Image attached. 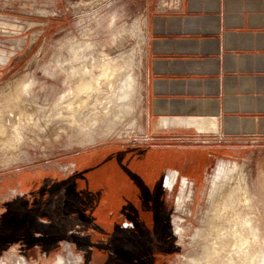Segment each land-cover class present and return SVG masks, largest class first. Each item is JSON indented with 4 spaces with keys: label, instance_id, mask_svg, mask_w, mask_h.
I'll return each mask as SVG.
<instances>
[{
    "label": "rangeland",
    "instance_id": "obj_1",
    "mask_svg": "<svg viewBox=\"0 0 264 264\" xmlns=\"http://www.w3.org/2000/svg\"><path fill=\"white\" fill-rule=\"evenodd\" d=\"M149 11V0H0V108L5 110L4 120L9 127L22 128L25 123L19 112L26 110L29 118H38L43 126L40 131H25L19 149L7 152L5 142L0 141V264H184L187 255H204V245L216 241L217 234L232 237L238 229L249 236L248 242L233 240L216 254L210 249V263L237 264L249 250L253 252L251 243L258 245L261 257L250 264H259L264 256V139L204 144L217 139L151 131L155 118L144 80ZM106 62L110 66L125 64L121 80L129 68L139 78L128 98L136 107L134 117L139 124L130 123L111 134L106 127L99 128L92 143H77V129L64 121L48 125L49 114L54 117L56 103L70 93L74 68L84 63L94 66L98 74L99 65ZM104 82L102 79L103 101L117 88ZM18 88L23 95L15 102ZM116 102L121 103L120 98ZM7 105L14 106L12 112L6 110ZM128 118L135 121L131 115ZM117 146V150H128L121 153L123 158L138 146L165 152L172 162V169L164 170L163 184L157 187L159 196L152 194L160 201L154 202L157 207L150 213L153 223L148 227H126V216L119 220L118 215H110L111 210H128L129 202L122 201V193H134L120 170L110 168L109 173L95 162ZM199 146L206 149H193ZM221 146L229 148L221 150ZM154 160H160L156 153L132 157L138 172L150 173L148 179L157 169L143 162ZM222 161L243 167L246 200L242 192H234L225 204L238 217L217 225L215 216L229 214L221 208L215 210L210 198V181ZM171 173L176 184L170 190L166 180L171 182ZM139 181L137 189L142 187L143 177ZM69 188L79 192L69 194ZM112 218L119 220L115 232L105 235L98 226L93 231L92 221L106 224ZM212 227L216 233L193 244L198 229Z\"/></svg>",
    "mask_w": 264,
    "mask_h": 264
},
{
    "label": "crops",
    "instance_id": "obj_2",
    "mask_svg": "<svg viewBox=\"0 0 264 264\" xmlns=\"http://www.w3.org/2000/svg\"><path fill=\"white\" fill-rule=\"evenodd\" d=\"M149 9L144 80L155 118L151 131L217 139L204 144H246L264 139V0H149ZM161 107L167 110L164 116ZM162 117L167 120L164 124ZM207 125L213 126L211 131ZM119 147L95 161L108 172L110 168L120 170L134 188L132 194L122 193V201L129 202L128 210H111L110 215H118L119 220L126 216V227H148L153 223L150 213L154 202L160 201L152 194L159 196L157 187L163 184L164 170H171L172 162L165 152L140 150L138 146L131 153L129 150L125 159L121 153L128 150H117ZM203 147L193 149L205 150ZM225 148L229 147L220 149ZM140 153H156L160 159L143 162L157 169L148 181L132 162ZM139 177L143 182L137 189ZM68 191L72 195L76 192L74 188ZM119 220L112 218L106 224L92 221L93 231L98 226L105 235L112 234Z\"/></svg>",
    "mask_w": 264,
    "mask_h": 264
},
{
    "label": "bare ground",
    "instance_id": "obj_3",
    "mask_svg": "<svg viewBox=\"0 0 264 264\" xmlns=\"http://www.w3.org/2000/svg\"><path fill=\"white\" fill-rule=\"evenodd\" d=\"M94 64L95 63H93L92 65ZM83 65L81 67H79L80 66L79 65L77 67L78 69H75V68L73 69L75 75H73L74 76L73 82L71 81L70 93L62 101L56 103L55 114H52L54 115V117L50 116L49 114V117H48L49 119H48L47 124L49 125L50 123H53L54 121H56V124H59L60 121H64L65 125L70 126L71 128L77 129V134H75V137H78L77 143H86V144L88 142L92 143L95 140V134L98 132L99 128H102L104 130V127H106L107 132L111 134V133L116 132L118 129H120L119 131L121 132L123 129H126V125H129L130 123L131 125H134V126L138 125L139 124L138 118L134 117V111L136 107H134L132 102L128 100V98L131 97V92L139 84V80H138L139 78L137 79V76L135 75L133 69L129 68V70L125 72L126 74H124L125 77L123 78V80H121V75H122L123 70L125 69V64L120 63V64H115L113 66H110L111 64L109 65L107 64V62L100 64L99 67L101 68V70L98 74L94 73V69H93L94 66H89L87 64L85 66ZM102 79L106 80V82L109 83L111 86H113V88L117 86L115 90L113 89L112 95L108 96L107 98L105 97L104 101H103V98L101 97V94L104 90ZM120 81L122 82V84H120ZM106 82H104V84H106ZM109 84L108 86L107 85L106 86L109 87ZM18 91L19 92L17 91L16 92L19 93V95L15 98L12 97L14 101L18 99L20 101V98H21L20 95H23V90L21 88H18ZM118 98H120L121 103L116 104L117 103L116 99L118 100ZM19 105H21V102ZM19 107L20 106H18L17 108ZM12 108L11 106H8L6 110L9 109L11 111ZM26 108H29V107L26 106L25 109ZM161 109H162L160 111L162 113L161 115L164 116L163 114H165L167 110H165L162 107ZM4 112L5 110L0 108V141L5 142V144L3 145H5L7 152L12 149L18 148V146H20L23 143V141H25V138L27 136L26 133L29 130L31 131L43 130V126L40 123V120L38 118H32V119L29 118L28 111L26 112V110L25 111L21 110L19 112L22 115V118H23L22 121H24L25 123L24 126H22V128L21 127L17 128V126L15 125H12L11 127H9L6 125V122L4 120L5 119ZM130 115L135 119L134 122L130 121V119L128 118ZM160 121L162 124H164L167 120L162 117ZM212 127L213 126L208 127L207 125V129H208L207 131L209 130L211 131ZM199 128L200 129L203 128L201 127V124H199ZM25 131L27 132L25 133ZM72 143L74 142H71V144ZM243 174H244L243 167H241V165L238 164L237 162L226 163L222 161L221 163L218 164L217 168L215 169L213 178L210 181L212 184L210 198L212 202L216 204L215 210H217L218 208H221L222 210H227V212L229 213V214L219 215V217L215 216L213 218V222L216 223L217 225L221 224V220L226 222L234 218L236 219L238 217L237 212H234V211L230 212L228 210V207L225 204V202L234 195V192H242V195L244 197L243 199L246 200L244 196L246 192V186L243 184V180H244ZM172 175H173L172 173L169 175L171 176L169 177L171 181L173 177ZM184 191L185 189L182 190L183 200L185 201L187 200V197L184 194ZM180 206L181 204L179 205V208H181ZM214 232L215 230L213 229V227L205 229V230L198 229L195 235V242L193 244L197 243L203 238L207 239V237ZM224 232H225V229L222 227L221 233H224ZM223 237L224 238H222V235L217 234L216 239H215L216 241H214L212 244L204 245L203 249L205 253L204 255L202 254L204 257L203 262L201 260L203 258L202 255L199 256L198 253H193L190 256L188 255L185 256L184 264H212L210 263V260H211L210 254H208L210 249H213L214 253L216 254L222 248L225 249L226 247H228V245H230V242L233 240H235L236 243H238L241 240H243L244 243H246L248 242V238H249V236L244 235L240 229H238V231L232 237L230 235H226V236L223 235ZM256 246L258 245L255 243H251L250 247L254 249L253 252H249L251 251L249 250L248 253L245 254L240 260V262L237 264H250L251 261L257 260V258L259 257V254H258L259 251L257 250L258 247L256 248ZM259 264H264V256L261 258Z\"/></svg>",
    "mask_w": 264,
    "mask_h": 264
},
{
    "label": "flooded vegetation",
    "instance_id": "obj_4",
    "mask_svg": "<svg viewBox=\"0 0 264 264\" xmlns=\"http://www.w3.org/2000/svg\"><path fill=\"white\" fill-rule=\"evenodd\" d=\"M166 184L170 187V190H171V189H174L175 188V184L176 183L174 181L173 182L171 181L170 183H168V181L166 180Z\"/></svg>",
    "mask_w": 264,
    "mask_h": 264
},
{
    "label": "trees",
    "instance_id": "obj_5",
    "mask_svg": "<svg viewBox=\"0 0 264 264\" xmlns=\"http://www.w3.org/2000/svg\"><path fill=\"white\" fill-rule=\"evenodd\" d=\"M148 174H150L149 172H147ZM146 173V176L145 177H147L148 176V174ZM147 179V178H146Z\"/></svg>",
    "mask_w": 264,
    "mask_h": 264
}]
</instances>
